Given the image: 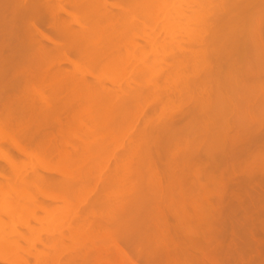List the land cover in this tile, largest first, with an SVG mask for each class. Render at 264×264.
<instances>
[{"label": "bare ground", "instance_id": "bare-ground-1", "mask_svg": "<svg viewBox=\"0 0 264 264\" xmlns=\"http://www.w3.org/2000/svg\"><path fill=\"white\" fill-rule=\"evenodd\" d=\"M0 199V264H264V0H0Z\"/></svg>", "mask_w": 264, "mask_h": 264}, {"label": "rangeland", "instance_id": "rangeland-1", "mask_svg": "<svg viewBox=\"0 0 264 264\" xmlns=\"http://www.w3.org/2000/svg\"><path fill=\"white\" fill-rule=\"evenodd\" d=\"M169 13H170L171 15H173V12H172V11H170ZM182 46H183V44H182ZM146 49H147V47L145 48V50H146ZM6 201H7L6 199H5V200H1V199H0V206L4 205ZM0 231H2V233H7V231H8V224H4V225L2 226V228L0 229ZM237 235H240V234H237ZM237 237H238V236H237ZM237 237L234 238V242H235V240H238V239H241L242 242H239V244L236 245V246L234 245V248H235V249H237V247L239 248V245H244V243H246V241L243 242V241H244V238H243V237L240 236V238H238V239H237ZM242 238H243V239H242ZM239 241H240V240H239ZM237 243H238V242H237ZM237 243H235V244H237ZM223 244H224V245L227 244V240L225 241V239H224ZM237 250H238V249H237ZM0 255H1V251H0ZM240 255L242 256L243 260H244V259H247V258H249V257L251 256L250 254H248L247 251L244 252V253H241V252H240ZM235 257H236V255H235L234 253H228V254L225 256V258H227V259L229 260L228 264H235L234 261H233Z\"/></svg>", "mask_w": 264, "mask_h": 264}]
</instances>
